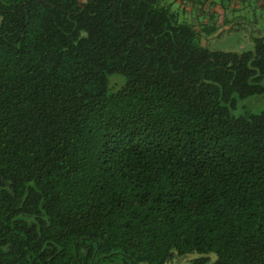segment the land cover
<instances>
[{
	"label": "trees",
	"instance_id": "1",
	"mask_svg": "<svg viewBox=\"0 0 264 264\" xmlns=\"http://www.w3.org/2000/svg\"><path fill=\"white\" fill-rule=\"evenodd\" d=\"M228 8L0 0V264H264V25Z\"/></svg>",
	"mask_w": 264,
	"mask_h": 264
},
{
	"label": "rangeland",
	"instance_id": "2",
	"mask_svg": "<svg viewBox=\"0 0 264 264\" xmlns=\"http://www.w3.org/2000/svg\"><path fill=\"white\" fill-rule=\"evenodd\" d=\"M220 2L225 6H229L226 11L233 15H241L245 21L256 22L255 27L261 28L264 25V10L257 6L261 0H214ZM175 7V4H173ZM247 22V23H248ZM247 30V32H246ZM250 29L241 27L231 31H222L216 37H212L206 40V46L210 49L218 50H234L245 51L253 48L250 35L248 33ZM124 81V76L121 74H109L107 76V83L109 85L115 84L119 86ZM262 85L264 86V76L262 78ZM264 111V93L253 94L243 98L236 97V106L232 110L233 115H239L245 112L259 113ZM195 253H190L185 256L175 257L168 264H190L191 260L195 258ZM211 256H213L211 254ZM213 258V257H212Z\"/></svg>",
	"mask_w": 264,
	"mask_h": 264
},
{
	"label": "crops",
	"instance_id": "3",
	"mask_svg": "<svg viewBox=\"0 0 264 264\" xmlns=\"http://www.w3.org/2000/svg\"><path fill=\"white\" fill-rule=\"evenodd\" d=\"M175 2L177 3L178 0H175ZM211 6H213V9L215 10V12L217 13V15L219 16L220 13H221V8L219 7L218 4H212ZM229 18L233 19V23H236V22H240V23H243V24H252L251 22H248V21H245L244 19H241V18H238L236 17L235 15L234 16H229ZM248 22V23H247Z\"/></svg>",
	"mask_w": 264,
	"mask_h": 264
}]
</instances>
